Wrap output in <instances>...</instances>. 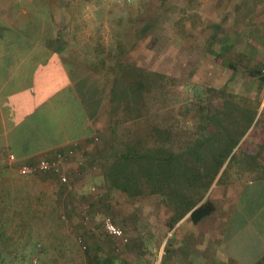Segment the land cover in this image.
<instances>
[{"label": "rangeland", "instance_id": "rangeland-1", "mask_svg": "<svg viewBox=\"0 0 264 264\" xmlns=\"http://www.w3.org/2000/svg\"><path fill=\"white\" fill-rule=\"evenodd\" d=\"M13 1L28 7L30 0ZM40 1L56 8V25L69 24L74 40L87 34L99 45L108 92L85 166L66 158L48 175L13 171L10 191L0 189V233H8L0 234V264H151L174 201L150 190L126 195L114 165L126 152L179 155L198 138L229 132L224 138L234 147L200 202L214 185L264 174V81L251 73L264 75V0ZM149 76L154 84H145ZM140 77L127 101L110 104L116 82L133 86ZM223 101V127L212 128L209 107ZM249 111L255 115L247 125ZM105 215L125 242L104 231Z\"/></svg>", "mask_w": 264, "mask_h": 264}, {"label": "crops", "instance_id": "crops-1", "mask_svg": "<svg viewBox=\"0 0 264 264\" xmlns=\"http://www.w3.org/2000/svg\"><path fill=\"white\" fill-rule=\"evenodd\" d=\"M9 1L0 0V189L5 192L21 164L56 159L69 148L86 153L97 140L93 134L108 92L98 44L87 34L74 40L70 25L58 27L56 8L44 1L30 0L28 7ZM263 175L214 185L207 196L213 211L194 222L191 210L168 225L151 264H264ZM175 232L168 253L166 238Z\"/></svg>", "mask_w": 264, "mask_h": 264}, {"label": "trees", "instance_id": "trees-1", "mask_svg": "<svg viewBox=\"0 0 264 264\" xmlns=\"http://www.w3.org/2000/svg\"><path fill=\"white\" fill-rule=\"evenodd\" d=\"M117 65L121 71L127 67L126 65ZM251 73L254 76H261L260 78L264 81V75L259 69ZM142 81V77H140V80L136 82L137 84H132L133 86L124 81L116 82L109 92L110 104L116 105L121 99L127 101L128 95L131 96L133 90L135 91L137 87H140L139 84ZM150 81L151 77L149 76L146 78L145 84ZM151 82L154 84L153 81ZM223 105H227V102L215 103L209 107L210 112L206 117L212 128V124L223 127L222 120L217 118L221 113L225 116ZM254 115L255 111L248 112L245 122L247 125L253 121ZM217 134L216 141H214V135L211 138L210 136L205 139L198 138L194 146L179 155H157L154 151H146L144 154L141 152L123 153L114 165L117 166L114 167V176L117 177L120 187L128 196H137L150 190L151 193L160 194L174 201L171 204L174 218L170 221L172 224L169 223V225L173 226L191 210L189 217L192 221L197 222L202 217L209 215L214 209L208 197L201 203L200 201L225 164L235 144V142H226L227 138L224 137L229 132H224L222 135ZM233 156L236 157L235 153L231 155L228 161ZM222 172L217 181H219Z\"/></svg>", "mask_w": 264, "mask_h": 264}, {"label": "built area", "instance_id": "built-area-1", "mask_svg": "<svg viewBox=\"0 0 264 264\" xmlns=\"http://www.w3.org/2000/svg\"><path fill=\"white\" fill-rule=\"evenodd\" d=\"M66 158L67 159L72 158L77 164L83 166H85L89 162V156L86 153L79 151L75 148H69L65 153L57 154L56 159H52V160L40 159L32 164H21L18 167V171L21 175L37 174L45 171L60 172V169L58 167L59 163ZM60 179L62 182L68 181V178L63 172L60 173ZM102 225L104 231L111 238L115 239L118 242L126 241L124 230L116 223H114L113 219L110 216L106 215L103 217ZM77 241L78 243H80L83 249L86 248V243L81 237H78Z\"/></svg>", "mask_w": 264, "mask_h": 264}]
</instances>
